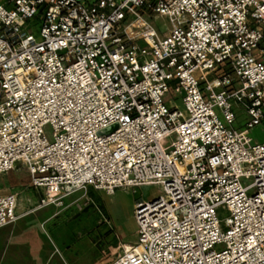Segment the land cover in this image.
<instances>
[{
	"label": "built area",
	"instance_id": "obj_1",
	"mask_svg": "<svg viewBox=\"0 0 264 264\" xmlns=\"http://www.w3.org/2000/svg\"><path fill=\"white\" fill-rule=\"evenodd\" d=\"M261 122L264 0H0V175L24 167L38 208L161 188L106 264H264ZM16 207L0 191V227Z\"/></svg>",
	"mask_w": 264,
	"mask_h": 264
},
{
	"label": "rangeland",
	"instance_id": "obj_2",
	"mask_svg": "<svg viewBox=\"0 0 264 264\" xmlns=\"http://www.w3.org/2000/svg\"><path fill=\"white\" fill-rule=\"evenodd\" d=\"M154 22L161 29H164V24L166 25V19L162 17H156ZM26 26L30 27L31 32L38 37L40 23L35 18ZM174 104L184 112L180 99H177ZM245 118L246 116L238 111L235 126L242 125ZM249 136L253 141H263L264 122L251 128ZM23 175L30 180L28 172H24ZM5 178L0 176V185H5ZM160 191L161 188L158 185L117 188L109 195L100 193V198H96L89 188L75 191L76 196L74 195L68 207L72 206L74 212L77 210L79 214L68 221L66 213H61L47 225L50 233V239L45 240L48 258L37 264L108 263L123 244H131L136 240V225L133 218L135 202L139 198H151ZM55 209L54 205H48L31 215L30 219L49 215ZM218 215L223 226V220L228 216V212L219 209ZM52 250H54L53 253H51Z\"/></svg>",
	"mask_w": 264,
	"mask_h": 264
},
{
	"label": "crops",
	"instance_id": "obj_3",
	"mask_svg": "<svg viewBox=\"0 0 264 264\" xmlns=\"http://www.w3.org/2000/svg\"><path fill=\"white\" fill-rule=\"evenodd\" d=\"M24 172L27 170L18 165L10 172L0 175L6 177V183L0 185V191L16 195L17 207L15 211L18 215L15 222L0 227V264H37L46 261L48 252L45 240L50 239L47 225L61 213H66L68 221L79 214L77 210L74 212L72 206L68 207L72 203L73 197L76 196L75 192L65 196L61 205L49 204L56 208L49 215L30 219L31 215L48 205L36 207L42 196V191L30 185L29 178L23 175ZM90 191L96 198H100V193H103L92 189ZM53 252L54 250L51 251V253Z\"/></svg>",
	"mask_w": 264,
	"mask_h": 264
},
{
	"label": "bare ground",
	"instance_id": "obj_4",
	"mask_svg": "<svg viewBox=\"0 0 264 264\" xmlns=\"http://www.w3.org/2000/svg\"><path fill=\"white\" fill-rule=\"evenodd\" d=\"M125 245H126V246H128V245H129V243H126Z\"/></svg>",
	"mask_w": 264,
	"mask_h": 264
}]
</instances>
